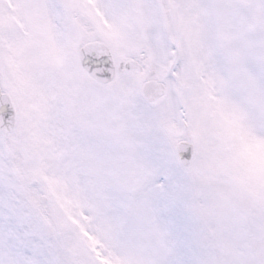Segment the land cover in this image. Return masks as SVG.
<instances>
[{
  "label": "snow or ice",
  "instance_id": "snow-or-ice-1",
  "mask_svg": "<svg viewBox=\"0 0 264 264\" xmlns=\"http://www.w3.org/2000/svg\"><path fill=\"white\" fill-rule=\"evenodd\" d=\"M0 264H264V0H0Z\"/></svg>",
  "mask_w": 264,
  "mask_h": 264
}]
</instances>
